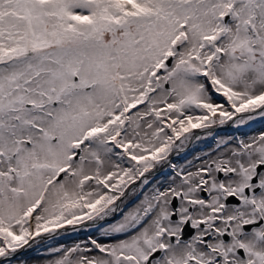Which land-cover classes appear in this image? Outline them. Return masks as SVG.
Returning a JSON list of instances; mask_svg holds the SVG:
<instances>
[{
	"label": "snow or ice",
	"instance_id": "obj_1",
	"mask_svg": "<svg viewBox=\"0 0 264 264\" xmlns=\"http://www.w3.org/2000/svg\"><path fill=\"white\" fill-rule=\"evenodd\" d=\"M256 124L264 0H0V264H264Z\"/></svg>",
	"mask_w": 264,
	"mask_h": 264
},
{
	"label": "flooded vegetation",
	"instance_id": "obj_2",
	"mask_svg": "<svg viewBox=\"0 0 264 264\" xmlns=\"http://www.w3.org/2000/svg\"><path fill=\"white\" fill-rule=\"evenodd\" d=\"M261 126H264V124H256L255 127L253 129L250 130V133H253V131H256L257 129H259V127ZM46 253L44 252H41V253H38L37 255H44Z\"/></svg>",
	"mask_w": 264,
	"mask_h": 264
},
{
	"label": "rangeland",
	"instance_id": "obj_3",
	"mask_svg": "<svg viewBox=\"0 0 264 264\" xmlns=\"http://www.w3.org/2000/svg\"><path fill=\"white\" fill-rule=\"evenodd\" d=\"M262 129H264V126L259 127V129H257L256 131H253V134L258 133V132L261 131Z\"/></svg>",
	"mask_w": 264,
	"mask_h": 264
}]
</instances>
